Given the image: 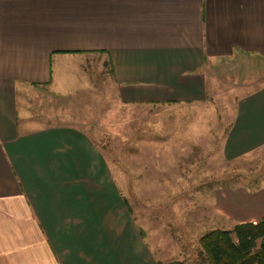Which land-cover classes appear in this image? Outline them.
<instances>
[{"label": "crops", "instance_id": "0c3cea01", "mask_svg": "<svg viewBox=\"0 0 264 264\" xmlns=\"http://www.w3.org/2000/svg\"><path fill=\"white\" fill-rule=\"evenodd\" d=\"M97 58L120 102L194 107L196 131L209 81L232 76L223 155L264 144V0H0V264H183L157 255L83 128L29 111L65 112L58 98L91 89ZM235 190V223L264 216V186Z\"/></svg>", "mask_w": 264, "mask_h": 264}, {"label": "rangeland", "instance_id": "374dc122", "mask_svg": "<svg viewBox=\"0 0 264 264\" xmlns=\"http://www.w3.org/2000/svg\"><path fill=\"white\" fill-rule=\"evenodd\" d=\"M91 61V89L60 96L58 105L65 112L59 114L44 99H32L29 111L38 112L42 121L52 117L83 128L103 152L112 180L136 209L157 255L195 264L200 236L235 223L230 217L234 190L239 188L235 199L241 201L240 189L256 192L264 186V144L240 157L223 155L236 107L233 93L241 87H235L232 76L215 79L211 86L209 81L216 94L203 115L210 122L196 131L182 119L194 107L120 102L110 65L104 67L105 59Z\"/></svg>", "mask_w": 264, "mask_h": 264}, {"label": "trees", "instance_id": "16d2710c", "mask_svg": "<svg viewBox=\"0 0 264 264\" xmlns=\"http://www.w3.org/2000/svg\"><path fill=\"white\" fill-rule=\"evenodd\" d=\"M195 264H264V216L213 227L200 236ZM178 261L167 262V264Z\"/></svg>", "mask_w": 264, "mask_h": 264}]
</instances>
